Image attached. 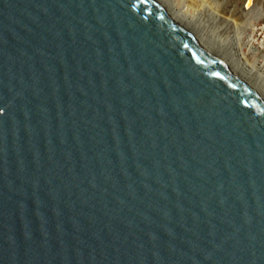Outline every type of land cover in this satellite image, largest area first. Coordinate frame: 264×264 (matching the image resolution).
Masks as SVG:
<instances>
[{"label":"water","instance_id":"1","mask_svg":"<svg viewBox=\"0 0 264 264\" xmlns=\"http://www.w3.org/2000/svg\"><path fill=\"white\" fill-rule=\"evenodd\" d=\"M0 264H264V100L152 0H0Z\"/></svg>","mask_w":264,"mask_h":264},{"label":"rangeland","instance_id":"2","mask_svg":"<svg viewBox=\"0 0 264 264\" xmlns=\"http://www.w3.org/2000/svg\"><path fill=\"white\" fill-rule=\"evenodd\" d=\"M154 1L216 56L225 58L226 54H234L240 58L243 52L247 53L248 58L243 65L248 74L253 76L257 72L260 75V81H255L254 85L264 95V58L248 44L249 37L253 35L251 30H259L263 26L264 5L261 4L264 0L257 1L256 7L245 15L241 11L246 9L249 0H192L191 15L188 14V0ZM252 66L256 69H251Z\"/></svg>","mask_w":264,"mask_h":264},{"label":"bare ground","instance_id":"3","mask_svg":"<svg viewBox=\"0 0 264 264\" xmlns=\"http://www.w3.org/2000/svg\"><path fill=\"white\" fill-rule=\"evenodd\" d=\"M227 1V0H226ZM230 0H228L229 2ZM234 1V0H233ZM241 1V0H240ZM259 0H252L249 6V10L244 9L241 11L242 15H245L246 13H248L249 11H251L253 8H255L256 6V2ZM152 2H154L173 22H175L178 26H180L175 20V18L172 17L171 13H169L166 9H164L160 4L158 5L154 0H152ZM236 2V1H235ZM190 3V2H189ZM239 3V2H238ZM243 3V2H242ZM258 3V2H257ZM229 4V3H228ZM264 5V3L262 2L261 6ZM190 7H192V5H188V14L191 15L192 10L190 9ZM230 7V6H229ZM233 8V7H231ZM241 16V15H240ZM181 27V26H180ZM184 31H186L183 27H181ZM253 32V35H251L249 37V41L248 44L250 45V47H254L256 48V46L261 47L262 49H264V42L261 41V35L260 34V30L253 28L251 30ZM187 32V31H186ZM189 35L191 34V32H187ZM192 35V34H191ZM190 35V36H191ZM192 37L194 38V36L192 35ZM195 40H197L203 47H205L202 42H200L197 38H195ZM243 46L244 48H246L245 43L243 42ZM206 48V47H205ZM207 49V48H206ZM210 53L213 54V52L210 49H207ZM215 57H217L218 59H220L239 79H241L243 82H245L248 86H250L263 100H264V95L261 94L260 92H258V89L255 87L254 84H256L255 81H260V75L255 72L253 73V76L251 73H247L246 72V68L243 65V61L247 60L248 56L247 53L243 52L242 55L237 56L234 54H226L225 58L224 57H219L216 56L215 54H213ZM251 69H256L254 68V66L250 67ZM255 77V78H254ZM259 79V80H256Z\"/></svg>","mask_w":264,"mask_h":264},{"label":"built area","instance_id":"4","mask_svg":"<svg viewBox=\"0 0 264 264\" xmlns=\"http://www.w3.org/2000/svg\"><path fill=\"white\" fill-rule=\"evenodd\" d=\"M189 1L191 3H189ZM190 4L191 5L193 4L192 0H188V5H190ZM261 24H263V26L259 27V30H260V34L259 35H261V41L264 42V23L262 22ZM251 48H253L254 52L256 50L258 54L260 53L261 56L264 58V49H262L261 47H258V46H256V48H254V47H251Z\"/></svg>","mask_w":264,"mask_h":264}]
</instances>
